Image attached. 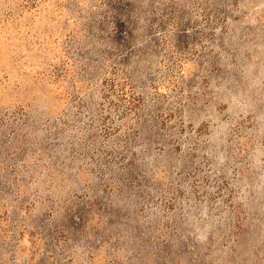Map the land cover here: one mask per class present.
<instances>
[{
	"label": "rangeland",
	"instance_id": "rangeland-1",
	"mask_svg": "<svg viewBox=\"0 0 264 264\" xmlns=\"http://www.w3.org/2000/svg\"><path fill=\"white\" fill-rule=\"evenodd\" d=\"M0 264H264V0H0Z\"/></svg>",
	"mask_w": 264,
	"mask_h": 264
}]
</instances>
